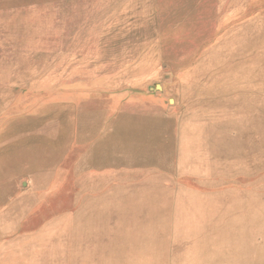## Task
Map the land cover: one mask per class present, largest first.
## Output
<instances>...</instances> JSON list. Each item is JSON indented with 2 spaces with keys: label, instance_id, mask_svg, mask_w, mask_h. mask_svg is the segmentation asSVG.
<instances>
[{
  "label": "rangeland",
  "instance_id": "1",
  "mask_svg": "<svg viewBox=\"0 0 264 264\" xmlns=\"http://www.w3.org/2000/svg\"><path fill=\"white\" fill-rule=\"evenodd\" d=\"M0 229V264H264V0H0Z\"/></svg>",
  "mask_w": 264,
  "mask_h": 264
},
{
  "label": "crops",
  "instance_id": "2",
  "mask_svg": "<svg viewBox=\"0 0 264 264\" xmlns=\"http://www.w3.org/2000/svg\"><path fill=\"white\" fill-rule=\"evenodd\" d=\"M133 145H135L133 139H130V140L127 141V148H128V149H131V147H132ZM97 161H99V160H97ZM94 163L97 164L98 162H96V160H95ZM3 232H4V231H3ZM1 233H2V230L0 229V235H1ZM243 250H244V251H241L242 254H241V253L235 254L234 252H232L230 255H231V256H236V255H238V256H237L238 258H241V257H245V258H246V257L248 256V254H249V253H248V252H249V251H248L249 248L246 249V248L244 247ZM216 255H217V256H221L220 253H217ZM241 255H242V256H241ZM217 256H215V257H216V260H217L218 264H223V261H221V262L218 261L220 257H217ZM238 263H239V262H236V261H234V260L229 261V264H238ZM243 263H244V264H248L247 261H244Z\"/></svg>",
  "mask_w": 264,
  "mask_h": 264
}]
</instances>
